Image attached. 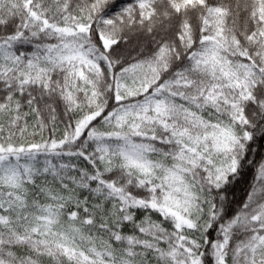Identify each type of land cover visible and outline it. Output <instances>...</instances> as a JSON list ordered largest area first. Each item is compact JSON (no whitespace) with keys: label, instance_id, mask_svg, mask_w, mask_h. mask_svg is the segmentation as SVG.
Wrapping results in <instances>:
<instances>
[{"label":"snow or ice","instance_id":"snow-or-ice-1","mask_svg":"<svg viewBox=\"0 0 264 264\" xmlns=\"http://www.w3.org/2000/svg\"><path fill=\"white\" fill-rule=\"evenodd\" d=\"M0 264H264V0H0Z\"/></svg>","mask_w":264,"mask_h":264}]
</instances>
